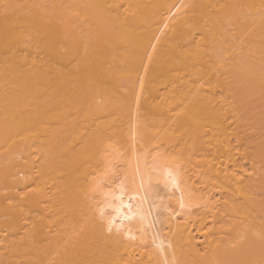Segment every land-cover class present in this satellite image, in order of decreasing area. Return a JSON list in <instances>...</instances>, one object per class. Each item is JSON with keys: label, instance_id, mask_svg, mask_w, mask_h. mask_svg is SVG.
Masks as SVG:
<instances>
[{"label": "bare ground", "instance_id": "bare-ground-1", "mask_svg": "<svg viewBox=\"0 0 264 264\" xmlns=\"http://www.w3.org/2000/svg\"><path fill=\"white\" fill-rule=\"evenodd\" d=\"M0 264H264V0H0Z\"/></svg>", "mask_w": 264, "mask_h": 264}]
</instances>
